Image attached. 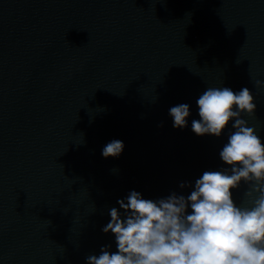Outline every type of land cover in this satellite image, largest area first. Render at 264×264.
I'll list each match as a JSON object with an SVG mask.
<instances>
[{
    "label": "water",
    "instance_id": "water-1",
    "mask_svg": "<svg viewBox=\"0 0 264 264\" xmlns=\"http://www.w3.org/2000/svg\"><path fill=\"white\" fill-rule=\"evenodd\" d=\"M208 87L249 88L264 140V0H0V264H87L116 251L102 228L131 191L188 195L228 167L231 123L191 129Z\"/></svg>",
    "mask_w": 264,
    "mask_h": 264
},
{
    "label": "clouds",
    "instance_id": "clouds-1",
    "mask_svg": "<svg viewBox=\"0 0 264 264\" xmlns=\"http://www.w3.org/2000/svg\"><path fill=\"white\" fill-rule=\"evenodd\" d=\"M196 103L200 119L191 123L196 135L219 138L231 123L219 153L228 167L203 172L188 195L172 192L154 201L131 191L127 202H117L123 213L111 208V220L102 228L114 235L116 251L104 246L98 256L86 258L87 264H264V140L242 118L256 112L253 94L247 87L238 92L208 87ZM169 115L173 127L182 129L190 106H173ZM123 149L122 141L113 140L102 156L118 157ZM242 182L237 203L233 190Z\"/></svg>",
    "mask_w": 264,
    "mask_h": 264
}]
</instances>
